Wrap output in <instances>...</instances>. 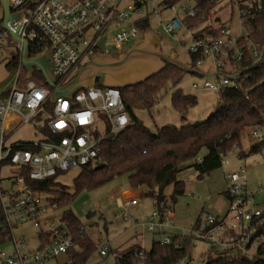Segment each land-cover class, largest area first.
Returning a JSON list of instances; mask_svg holds the SVG:
<instances>
[{
    "label": "built area",
    "instance_id": "built-area-1",
    "mask_svg": "<svg viewBox=\"0 0 264 264\" xmlns=\"http://www.w3.org/2000/svg\"><path fill=\"white\" fill-rule=\"evenodd\" d=\"M122 1L10 0L13 14L23 10L25 13L19 20L9 22L5 32H17L29 42L30 58L48 54L58 88L67 83L66 80L87 58L101 53L110 54L102 52L100 47L105 36L110 38L106 49L116 50H122L140 38L143 31L139 23L144 19L133 21L132 16L141 13L142 5L137 3L134 9L128 8L130 13H124L120 8ZM201 1L182 0V16L178 15L175 6H169L175 16L162 23L163 29L170 35H177L183 29L192 35L190 52L203 55L198 65L207 57L218 63L220 77L217 83L206 81L202 85L194 84V90L224 92L229 87L237 89L238 84L227 75L231 70H227L226 66L231 64L233 48H236L234 58L241 59L242 51L236 47L237 42L250 34V11L242 5L264 9V0H211L213 9L206 21L188 29L184 21L197 15ZM232 3L238 4L241 18V35L235 38L227 27L229 21H215V15ZM207 29L210 33L201 34ZM0 37L5 40L4 33ZM16 46L22 54V44ZM257 49L255 47L253 52L255 63L259 60ZM22 68L20 62L14 70L10 86L0 94V230L7 233L6 241L1 245L7 246L0 250V264H45L61 255L68 258L65 264H72L68 253L73 246V238L67 224L61 216L57 221L48 217L49 212L57 210L56 206L43 190L46 188L38 189L34 183L51 181L59 185L61 175L73 169L96 166L102 141L109 134L122 132L130 119L119 89L90 87L77 91L72 99L58 98L51 103L50 98L56 90L35 81L36 69L29 78L26 73L23 87L18 86ZM38 121L42 122L40 127L35 126ZM26 125L35 127V135L40 136L39 139L13 140L16 131ZM250 138L255 145H263L264 127L252 128ZM244 172V169H239L225 175L233 218L228 214L219 220L209 215L200 227L195 228L196 239L210 243L215 250L217 246L222 247L224 252L221 254L227 255L231 261L252 258L261 241L260 237H254L255 224L260 222L264 212L253 207L249 209L253 196L247 193ZM125 198L126 207L139 203L138 197L132 193L125 194ZM165 204L153 213L148 227L150 232L155 230L158 216L161 223L173 217V208ZM126 212L115 218L126 219ZM25 224H32L40 230L41 244L34 253L23 254L21 247L26 242L15 237V231ZM190 235L194 234L191 232ZM160 243L174 245L176 249L185 245L184 239L178 237H168ZM7 248H12L9 256H6ZM100 253L108 256L109 248L105 246ZM113 256L116 257V253ZM140 258H144V253H140ZM178 264H185V261ZM198 264L205 262L202 260Z\"/></svg>",
    "mask_w": 264,
    "mask_h": 264
},
{
    "label": "trees",
    "instance_id": "trees-1",
    "mask_svg": "<svg viewBox=\"0 0 264 264\" xmlns=\"http://www.w3.org/2000/svg\"><path fill=\"white\" fill-rule=\"evenodd\" d=\"M182 0H165L167 8ZM242 8L250 11L248 14L250 34L241 38L236 47L242 51L240 60L234 58L236 48L231 51V65L233 71L228 76L235 80L238 88H227L220 95L219 107L208 119L202 123L192 125L187 123L190 110L198 104L196 97L185 95L176 90L172 95V107L179 114L182 125L163 126L156 133L151 132L135 115V109H151L159 100L160 91L168 82L176 88L182 80L185 71L168 65V67L151 77L145 83L136 87L121 90L125 111L129 116V125L119 134L108 135L102 141L99 160L94 167L82 169L75 179V191H67L63 185L50 182L34 183L36 188L43 189L50 196V201L57 210H62L61 220L73 238V246L69 249V260L72 264H87L89 258L97 250L91 236L86 234L85 227L73 214L71 205L77 195L83 191H92L106 185L116 178L128 176L133 190L146 189L145 196L152 198L155 207L167 203L165 189L173 186V201L185 194V183L179 180L183 166L192 162L191 168L198 177L203 179L223 166L224 158L234 149L240 148L242 132L250 127H264V9L249 7ZM199 11L194 18H187L184 22L188 29L202 25L213 9L211 0H202L198 4ZM215 21H220L215 18ZM150 26L149 18H145L139 27L145 30ZM210 33L203 30L201 34ZM215 35H217L215 33ZM258 48L259 60L253 56L254 48ZM22 55H17L9 64L13 70L21 62ZM192 64L203 55L190 52ZM233 72L236 73L233 76ZM224 73V72H222ZM97 87L103 88L100 84ZM263 145H253L249 154L262 151ZM200 159L201 162H198ZM227 197L230 200L229 193ZM166 205V204H165ZM2 217L0 209V219ZM255 224V238L261 241L252 258H242L231 261L227 255L213 247L211 252L203 257L205 264H264V213ZM201 221H198L197 228ZM7 233L0 230V246L5 243ZM191 241L185 242L182 249L174 245H161L153 242L150 251H145L139 244L127 249L121 258L117 257L116 264H178L181 261L191 262ZM144 253V258H140Z\"/></svg>",
    "mask_w": 264,
    "mask_h": 264
},
{
    "label": "rangeland",
    "instance_id": "rangeland-1",
    "mask_svg": "<svg viewBox=\"0 0 264 264\" xmlns=\"http://www.w3.org/2000/svg\"><path fill=\"white\" fill-rule=\"evenodd\" d=\"M140 3L141 13L132 16V20H140L149 17L150 25L155 32L161 37V51L167 56L176 55L177 61L183 65L194 66L190 57V49L193 45V37L186 30H181L177 35H170L163 29V24L168 22L175 16L171 8H167L165 0H123L121 3V11L130 13L129 7L135 8L136 4ZM179 16L183 15L181 11L182 2L175 5ZM237 3H232L227 6L222 12H218L215 17L220 22L229 21L228 28L231 29L233 37L241 35V18ZM158 13V15H156ZM3 20V10L0 6V34H5V40L0 37V94L5 91L12 76L15 74V68L10 70L8 64L17 56L19 52L17 46L12 44L10 34L5 32L1 27ZM140 38L124 47L122 50L114 48L106 49V44L110 41L108 36H105L101 41L102 52H110L112 56H119L126 53L133 47ZM240 49V48H239ZM238 49V51H239ZM241 51V49H240ZM92 58H87L66 80L69 82L78 72L81 66H85ZM218 63L212 58L207 57L201 65L194 67L200 75L185 73L182 76L181 82L176 88L171 82L160 91L159 100L155 106L149 110L135 109V115L143 122V124L153 133L163 126L174 125L180 127L182 125L179 114L172 107V95L176 90H181L183 94L194 96L197 99V106L190 110L187 118V123L196 125L208 119L210 114L219 107L220 95L219 92L208 90H194V84L202 85L209 81L213 84L217 83ZM227 70L233 71L231 64H227ZM230 71V72H231ZM26 69L23 67L20 72L19 87H23L26 81ZM222 74V73H221ZM236 73L233 72V76ZM42 73L36 70L35 81L39 84H45L42 79ZM46 116L43 117V120ZM41 121H38L35 126L40 127ZM253 127L247 128L242 132L240 148L231 151L225 158L222 168L212 172L209 176L200 179L194 169L191 168L192 162L183 166L182 172L179 174V180L185 183V194L173 201V186L165 189V196L168 205L173 208V217L169 221L161 223V217L156 219L157 226L153 232L148 230L151 218L154 212H157L155 202L152 198L145 196L146 189L133 190L129 183L128 176L124 175L116 178L114 181L103 185L102 187L87 191H81L74 199L71 210L78 221L85 227L86 234L91 236L97 246V250L91 255L87 264H116L117 257L121 258L132 243H138L145 251H150L153 242H160L168 237L183 238L184 243L191 241V259L190 264H198L202 261L206 254L211 252L212 246L210 243L198 240L195 238V228L198 221L204 223L208 216L223 220L230 214L231 201L227 197L228 192L225 173L244 169L246 178L247 193L253 196V203L250 202L254 210L264 212V150L256 154H250L246 158H240L241 153L249 154L255 142L250 138V132ZM35 127L26 125L13 135V140L35 141L40 136L35 135ZM82 170L79 168L73 169L58 178L61 185L67 188V191L74 192V181L80 175ZM126 191H132L138 197L139 203L137 206L126 207L127 199L125 198ZM126 192V193H125ZM122 200L123 206L119 204ZM127 211V212H126ZM62 210H54L49 212L48 217L52 220H59ZM126 212V219L115 218L116 215L121 216ZM191 232L194 235H190ZM40 230L36 229L32 224L20 226L15 231L17 239H23L26 242L24 247H21L23 254L27 252L34 253L40 246ZM223 236V233L220 235ZM106 246L109 248V255L102 256L100 251ZM12 248H7L6 256L11 255ZM219 253H223L224 249L217 246ZM116 252V257L113 253ZM254 251V248L252 249ZM68 258L66 255H61L56 259H52L45 264H65Z\"/></svg>",
    "mask_w": 264,
    "mask_h": 264
},
{
    "label": "water",
    "instance_id": "water-1",
    "mask_svg": "<svg viewBox=\"0 0 264 264\" xmlns=\"http://www.w3.org/2000/svg\"><path fill=\"white\" fill-rule=\"evenodd\" d=\"M0 6L3 10L1 27L7 30L9 22L13 23L19 20L25 13L23 10L13 14L10 0H0ZM10 36L12 44H22L21 63L26 69L27 78L31 77L36 69L42 73L45 84L56 90L50 98L51 103H54L58 98L72 99L77 91L96 87L97 84L103 88L119 90L136 87L165 70L168 65L177 67L186 73L206 77L205 74L198 72L194 66L180 64L176 55L167 56L163 54L160 47L161 37L152 28H147L143 38L126 53L119 56L106 53L97 54L85 66H81L69 82L56 88L57 79L52 73L48 54L30 58L29 42L23 40L17 32H10ZM6 246H1L0 250H4Z\"/></svg>",
    "mask_w": 264,
    "mask_h": 264
},
{
    "label": "crops",
    "instance_id": "crops-1",
    "mask_svg": "<svg viewBox=\"0 0 264 264\" xmlns=\"http://www.w3.org/2000/svg\"><path fill=\"white\" fill-rule=\"evenodd\" d=\"M147 18H149V17H147ZM147 28H151V25H150L149 27H147ZM147 28H146V29H147ZM146 29H145V30H146ZM152 29H153V28H152ZM145 30H143V32H142V38H143V35H144ZM154 31H155V30H154ZM200 76H201V75H200ZM201 77H205V76H201ZM42 79L44 80V78H42ZM180 121H181V120H180ZM240 147H241V146H240ZM240 158H246V157H244V156H243V153H241V154H240ZM198 162H201L200 159L198 160ZM225 175H226V173H225ZM225 180H226V179H225ZM141 191H142V190H141ZM126 192H127V193H132V194H133L132 191H131V192H130V191H126ZM126 192H125V193H126ZM133 195H134V194H133ZM226 195H227V194H226ZM119 204H120V205L122 204V201H121V200H119ZM136 244H138V243H132V245H129L128 248L131 247V246H133V245H136ZM104 247H105V246H104ZM104 247H103V248H104ZM103 248H102V249H103ZM128 248H127V247H126V248L124 247L125 250H127ZM114 252H115V251H114ZM115 253H116V252H115ZM206 255H207V254H206ZM186 263L188 264L187 261L185 262V264H186Z\"/></svg>",
    "mask_w": 264,
    "mask_h": 264
}]
</instances>
